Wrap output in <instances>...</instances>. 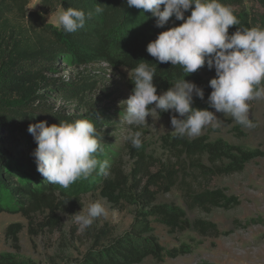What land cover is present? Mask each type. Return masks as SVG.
I'll list each match as a JSON object with an SVG mask.
<instances>
[{
	"label": "trees",
	"instance_id": "1",
	"mask_svg": "<svg viewBox=\"0 0 264 264\" xmlns=\"http://www.w3.org/2000/svg\"><path fill=\"white\" fill-rule=\"evenodd\" d=\"M249 1L261 6L259 19L245 8L246 0H221L240 20V25L229 28V34L238 27L264 26V0ZM30 3L31 0H0V211L10 207L30 223L34 214L50 212L42 221L49 227L57 222L54 213L64 202L75 201L92 191L99 190L110 203L136 204L129 229L117 236L101 229L80 264H142L148 258L163 262L191 252L186 245L163 246L154 223L166 226L170 234L193 231L202 237H219L231 233L232 229L221 230L210 214L216 209H234L241 200L224 188L210 187V182L244 171L264 152L231 144L223 138H180L175 132L166 133L160 137L159 148L169 154L168 160L131 145L129 154L134 165L127 173L112 165L107 178L94 172L68 188L44 180L31 155L37 144L27 130L30 124L47 121L52 125L88 118L102 136L104 150L98 159L109 161L116 152L109 143V115L86 96L94 81L81 71L74 79L52 76L64 64L77 70L97 64L127 69L130 75L126 86L132 94L133 69L139 63H148L156 69L153 82L158 95L184 78L204 91L203 100L194 96L192 107L210 111L214 109L207 104V97L212 91L209 81L215 77V70L205 65L186 75L179 65L158 63L147 53L148 43L159 33L182 23L174 17L163 27H157L151 13L129 8L126 0H40L36 9H31ZM97 6L103 11L74 33H65L61 26L49 21L51 15L67 8L87 13ZM188 15L190 11L185 13ZM54 98L76 104L77 111L58 106ZM163 114L171 117L175 113ZM189 174L192 179H188ZM173 188L180 191L184 207L158 201L163 190ZM22 229L19 223L10 224L5 235L17 242ZM0 264L23 263L11 253H2Z\"/></svg>",
	"mask_w": 264,
	"mask_h": 264
},
{
	"label": "clouds",
	"instance_id": "2",
	"mask_svg": "<svg viewBox=\"0 0 264 264\" xmlns=\"http://www.w3.org/2000/svg\"><path fill=\"white\" fill-rule=\"evenodd\" d=\"M126 3L129 8L151 13L157 27H163L172 17L182 21L148 43L146 51L158 63L179 65L186 75L205 65L215 70V77L209 81L212 91L207 97V104L214 109L210 111L192 107L194 96L203 100L204 91L184 78L158 95L153 82L156 69L148 63H139L133 69L132 94L120 102L125 106L123 121L127 125L144 126L147 117L156 121L161 113L171 111L175 114L170 122L180 138H196L207 126H219L217 113L230 116L243 128L256 127L250 118L249 102L264 100V28L238 27L229 34V28L240 25V20L221 0H126ZM102 11L99 6L87 13L67 8L58 13L57 23L65 33H74ZM27 130L37 144L31 153L37 171L49 184L68 188L94 172L105 178L110 175L109 162L98 159L104 150L103 141L93 120L84 118L52 125L40 121L30 124ZM140 137V132L128 137L136 149L142 147ZM106 215V208L99 201L91 203L86 212L73 214L80 231Z\"/></svg>",
	"mask_w": 264,
	"mask_h": 264
},
{
	"label": "rangeland",
	"instance_id": "3",
	"mask_svg": "<svg viewBox=\"0 0 264 264\" xmlns=\"http://www.w3.org/2000/svg\"><path fill=\"white\" fill-rule=\"evenodd\" d=\"M39 1L31 0L29 7L38 8ZM245 8L251 11L253 18H260L262 8L258 3L246 0ZM59 12L50 16L51 23L58 25ZM261 24L260 22L258 26ZM66 65L61 66L59 72L52 76L74 79L80 71L89 75L94 82L86 96L109 115V143L116 151L113 159L108 161L110 166L117 165L126 173L131 170L134 160L129 154L132 144L128 137L136 132L141 133L142 148L148 154L164 160L170 159L168 153L160 150L159 140L163 134L174 133L171 117L161 113L160 118L155 121L149 116L146 118L147 125L139 127L129 126L123 121L125 106L120 102L131 95L126 86L129 70L109 69L105 64L90 65L77 70ZM53 102L70 112L77 111L76 104L55 98ZM249 103L250 118L256 124L255 128H243L230 116L217 113L219 126L209 125L201 135H207L213 140L223 138L231 144L264 152V100ZM189 176L188 179L193 178L191 174ZM210 187L224 188L241 200V204L234 209H216L210 214V219L221 230L232 229V232L219 237H202L193 231L170 234L166 226L154 223L155 232L163 246L172 248L186 245L191 247V252L177 258H166L163 262L148 258L142 264H264V156L253 160L242 172L212 179ZM97 201L104 204L107 215L95 219L90 228L80 231L73 214L81 210L86 212L88 206ZM158 201L184 207L178 188L168 192L163 190ZM136 207V204L127 201L110 203L96 190L75 201L64 202L54 213L57 222L49 227L44 226L42 221L50 212L34 214L33 223H30L22 213H14L9 207L0 211V255L11 253L23 264H80L93 244L95 234L101 229L114 236L129 229ZM249 222L251 224L245 227ZM13 223H19L23 227L17 242L5 235L7 226Z\"/></svg>",
	"mask_w": 264,
	"mask_h": 264
}]
</instances>
